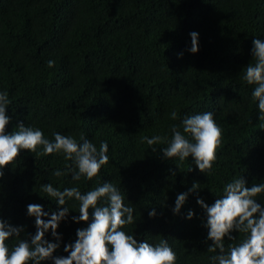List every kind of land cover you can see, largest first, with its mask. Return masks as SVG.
I'll return each instance as SVG.
<instances>
[{"label":"trees","instance_id":"1","mask_svg":"<svg viewBox=\"0 0 264 264\" xmlns=\"http://www.w3.org/2000/svg\"><path fill=\"white\" fill-rule=\"evenodd\" d=\"M193 31L199 33L197 53L189 51ZM256 38L264 40V0H0V92L10 101L8 132L23 122L50 141L59 132L79 143L83 136L98 149L101 142L109 146V162L92 180L74 181L67 171L73 162L63 153L36 156L22 149L2 169L0 216L23 226L9 247L36 232L28 204H41L49 214L68 207L54 253L67 256L64 247L87 222L72 219L80 214L79 201L60 206L41 186L86 193L108 181L134 209V223L121 230L153 245L167 239L176 264H213L219 250H208L213 241L197 199L213 204L237 177L248 186L264 183V122L252 98L255 86L242 79ZM208 111L223 133L212 169L201 172L191 157L166 158L162 148L172 126ZM156 135L164 142L149 146L142 139ZM57 169L66 174L54 176ZM196 182L200 189L189 192ZM181 193L188 197L176 214ZM255 199L264 206V193ZM153 209L155 217L149 216ZM232 235L236 239L225 237L226 250L243 239L237 230ZM46 239L57 242L50 230Z\"/></svg>","mask_w":264,"mask_h":264},{"label":"clouds","instance_id":"2","mask_svg":"<svg viewBox=\"0 0 264 264\" xmlns=\"http://www.w3.org/2000/svg\"><path fill=\"white\" fill-rule=\"evenodd\" d=\"M190 36L189 51L197 53L199 33L193 31ZM252 55L253 59L242 70V79L255 86L252 98L258 102L259 120L264 122V40H253ZM48 65L52 67L54 62L50 60ZM9 103L7 93L0 92V177L4 175L2 169L13 164L22 149L36 156L63 153L66 160L73 162L67 171L74 181H79L81 177L92 180L109 162L107 142H101L98 149L83 136L82 143H79L75 138L59 132H54V141H50L40 129L25 126L23 122L14 131L8 132L7 126L11 120L7 114ZM171 118H178L175 111L171 113ZM261 129H264V123H261ZM171 132V139L162 148L166 158H178L182 162L191 157L201 172L212 169L223 133L211 111L185 116L181 125L172 126ZM142 139L149 146H154L163 143L165 138L156 135ZM40 146H43V150L37 152ZM151 149L157 151L155 147ZM65 174L59 169L53 172L56 177ZM198 189L200 185L196 182L189 192ZM41 190L60 206H65L66 200L73 198L79 201L80 214L72 219L77 223L87 222V227L77 229L75 242L64 247V251L69 253L67 256H54L60 247V222L68 217L70 209L62 207L49 214L41 204H28L27 214L35 217L36 227L35 234H30V240L18 239L10 248L7 241L11 237H21L23 226L6 223L0 216V264H42L46 260L54 264H176V253L167 239L153 245L121 230L125 225L134 223V209L124 204L123 196L113 183L105 181L86 193H82L78 187L61 191L52 183L43 184ZM261 193H264V183L248 186L243 176L227 183L223 187V194L213 204H207L202 198L197 199L206 212L208 239L213 241L208 250L213 253L219 250L217 255L210 258L213 264H264V206L255 199ZM187 197L188 193L177 196L174 213H180ZM102 199L104 204L99 203ZM90 209L94 211L90 213ZM194 215L195 212L190 210L187 218L192 219ZM46 216L50 218L45 220ZM149 216H156L154 209ZM49 230L57 242L46 239ZM233 230L243 234V239L238 244L229 245L226 250L225 237L236 239L232 235Z\"/></svg>","mask_w":264,"mask_h":264}]
</instances>
